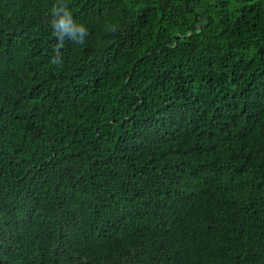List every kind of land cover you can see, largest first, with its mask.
<instances>
[{"label":"trees","instance_id":"16d2710c","mask_svg":"<svg viewBox=\"0 0 264 264\" xmlns=\"http://www.w3.org/2000/svg\"><path fill=\"white\" fill-rule=\"evenodd\" d=\"M0 0V264H264V0Z\"/></svg>","mask_w":264,"mask_h":264},{"label":"clouds","instance_id":"9594fccd","mask_svg":"<svg viewBox=\"0 0 264 264\" xmlns=\"http://www.w3.org/2000/svg\"><path fill=\"white\" fill-rule=\"evenodd\" d=\"M51 16L50 27L56 44L50 63L52 65L62 66V49L65 46V42L67 41L82 46L85 44V38L89 33L84 24L78 23L73 19V14L64 0H58L57 4L52 7Z\"/></svg>","mask_w":264,"mask_h":264}]
</instances>
